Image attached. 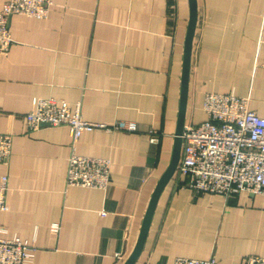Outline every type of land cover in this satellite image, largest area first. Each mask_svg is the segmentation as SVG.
Wrapping results in <instances>:
<instances>
[{"label": "crops", "instance_id": "1", "mask_svg": "<svg viewBox=\"0 0 264 264\" xmlns=\"http://www.w3.org/2000/svg\"><path fill=\"white\" fill-rule=\"evenodd\" d=\"M188 20V0H53L45 19L11 17L14 43L0 56V133L13 134L0 163L9 206L0 236L34 245V264H124L133 252L173 152ZM263 58L264 0H198L185 127L206 120L207 93L248 98L264 117ZM38 98L81 103L86 121L136 131L95 128L73 144L67 126L28 130ZM72 153L109 159V188L67 187ZM189 184L175 173L134 264L264 257V194Z\"/></svg>", "mask_w": 264, "mask_h": 264}, {"label": "built area", "instance_id": "2", "mask_svg": "<svg viewBox=\"0 0 264 264\" xmlns=\"http://www.w3.org/2000/svg\"><path fill=\"white\" fill-rule=\"evenodd\" d=\"M175 2L177 0H166ZM53 0H7L0 8V56L11 49L13 15L45 19ZM264 67V58L260 63ZM203 109L206 120L186 126L178 172L190 178L189 186L198 193L231 196L241 191L264 194V117L251 110L249 99L229 94L207 93ZM28 130L46 126H67L73 144L83 133L95 128L134 132L136 124L118 121L108 127L86 121L81 103L71 104L54 98H38L26 115ZM152 141H156L155 138ZM13 134L0 133V163L6 164L12 153ZM109 159L81 156L68 159L67 187L107 190L111 185ZM7 177L0 184V214L9 209ZM6 233L0 227V234ZM37 248L18 236H0V264H34ZM174 264H217L216 259L178 257ZM243 264H264V257L249 256Z\"/></svg>", "mask_w": 264, "mask_h": 264}, {"label": "water", "instance_id": "3", "mask_svg": "<svg viewBox=\"0 0 264 264\" xmlns=\"http://www.w3.org/2000/svg\"><path fill=\"white\" fill-rule=\"evenodd\" d=\"M188 3H189V20H188L186 38L184 43L180 110H179L177 128L175 132L173 152L170 163L166 168L165 172L160 177L154 189L152 197L150 199L135 248L124 264H134L137 261L138 257L140 256L144 248L159 199L163 191L165 190V188L167 187V185L169 184V182L172 180L173 176L177 172L182 156V147H183L182 136L185 129L187 106H188L191 58H192L194 38L198 23V0H188Z\"/></svg>", "mask_w": 264, "mask_h": 264}, {"label": "trees", "instance_id": "4", "mask_svg": "<svg viewBox=\"0 0 264 264\" xmlns=\"http://www.w3.org/2000/svg\"><path fill=\"white\" fill-rule=\"evenodd\" d=\"M178 172V171H177ZM179 173V172H178Z\"/></svg>", "mask_w": 264, "mask_h": 264}]
</instances>
